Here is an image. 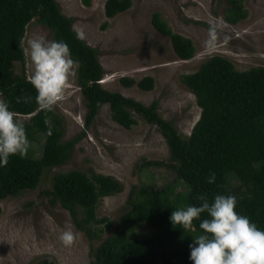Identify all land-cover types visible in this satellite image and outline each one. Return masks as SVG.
Segmentation results:
<instances>
[{"label": "trees", "instance_id": "trees-1", "mask_svg": "<svg viewBox=\"0 0 264 264\" xmlns=\"http://www.w3.org/2000/svg\"><path fill=\"white\" fill-rule=\"evenodd\" d=\"M131 3L105 0V14L114 17ZM229 4L227 22L246 17L242 0ZM33 19L48 27L56 45L77 63V85L87 108L85 124L103 103L125 128L137 123L134 114L155 124L168 146L167 165L186 186L185 192L174 195L173 184L133 185L126 199L128 210L120 219L131 227L145 223L149 235L139 238L116 229L91 249L90 264H264V65L239 70L227 57L214 54L183 75L200 107L190 133L183 135L159 114L158 100L144 104L103 87L104 69L96 48L77 34L74 19L62 12L57 0H0V199L34 189L45 169L69 158L78 138L62 139L60 115L42 103L37 84L26 73L14 71L15 61L24 66L23 40ZM151 22L170 37L178 59L193 57L190 38L173 32L158 12ZM120 81L144 90L154 86L152 76ZM20 116L28 119L20 121ZM38 133L46 134L41 156L35 157L24 145L15 148L17 139L34 140ZM121 190L122 184L112 176L73 169L56 173L52 187L44 192L93 240L113 223L97 217L100 199ZM102 222L104 227H98ZM35 264L53 262L46 258Z\"/></svg>", "mask_w": 264, "mask_h": 264}, {"label": "rangeland", "instance_id": "rangeland-1", "mask_svg": "<svg viewBox=\"0 0 264 264\" xmlns=\"http://www.w3.org/2000/svg\"><path fill=\"white\" fill-rule=\"evenodd\" d=\"M131 1L128 9L107 17L105 0H57L62 12L74 19L77 34L96 48L104 69L103 87L144 104L158 100L159 114L183 135L190 133L200 115L183 75L196 71L214 54L227 57L239 70L264 65V0H242L247 15L236 23L224 18L229 0ZM154 12L173 32L193 41L192 58L176 57L170 37L152 25ZM23 47L24 66L15 61V73L24 72L38 84L42 103L52 106L62 119V139L78 138L69 158L45 169L34 189L0 199V264H35L46 258L53 264H90L91 249L116 229L139 238L149 235L145 223L131 227L120 219L128 210L126 199L133 185L161 188L173 184L174 195L185 192L186 186L167 165L168 146L155 124L134 114L137 123L125 128L112 118L108 103L101 104L92 122L85 124L87 108L77 85V63L56 45L48 27L33 19ZM144 76L153 77L151 90L120 81L121 77L138 81ZM27 119L20 116V121ZM45 137L38 133L34 140L19 138L15 148L24 145L39 157ZM73 169L109 175L122 184L121 191L100 199L97 217L113 223L93 240L76 227L67 209L52 203L44 192L52 187L56 173ZM232 184L238 183L233 180Z\"/></svg>", "mask_w": 264, "mask_h": 264}, {"label": "clouds", "instance_id": "clouds-1", "mask_svg": "<svg viewBox=\"0 0 264 264\" xmlns=\"http://www.w3.org/2000/svg\"><path fill=\"white\" fill-rule=\"evenodd\" d=\"M29 79V78H28ZM29 80H32V79H29ZM33 81V80H32ZM33 82H35V81H33ZM36 83V82H35ZM37 84V83H36ZM37 86H38V84H37Z\"/></svg>", "mask_w": 264, "mask_h": 264}]
</instances>
